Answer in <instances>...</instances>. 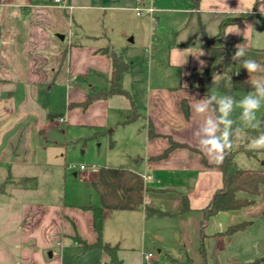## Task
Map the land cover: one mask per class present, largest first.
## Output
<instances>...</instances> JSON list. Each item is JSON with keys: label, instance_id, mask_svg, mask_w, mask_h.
<instances>
[{"label": "crops", "instance_id": "obj_1", "mask_svg": "<svg viewBox=\"0 0 264 264\" xmlns=\"http://www.w3.org/2000/svg\"><path fill=\"white\" fill-rule=\"evenodd\" d=\"M66 1L67 7L0 0V170L17 176L0 192V211L17 222L0 231V264H61L63 244L75 237L96 242L90 206L103 208L102 240L119 249L135 239L123 226L132 222L143 246L153 230L159 251L184 252L185 264H264V255L237 242L247 225L228 231L242 222V209L219 211L203 224L226 176L193 135L205 120L193 111L195 99L206 95L198 86L201 72L224 21L237 18L224 26L223 40L264 65V0H146L156 11L141 18L142 68L116 51L105 32L81 33L75 22L76 40L70 39L74 3ZM136 5L120 9L136 13ZM245 14L253 16L240 18ZM234 26L239 34L230 33ZM107 47L129 62L122 81L129 96L87 102L90 91L111 84L112 60L101 51ZM237 72L250 80L238 62ZM258 75L264 73L251 79Z\"/></svg>", "mask_w": 264, "mask_h": 264}, {"label": "rangeland", "instance_id": "obj_2", "mask_svg": "<svg viewBox=\"0 0 264 264\" xmlns=\"http://www.w3.org/2000/svg\"><path fill=\"white\" fill-rule=\"evenodd\" d=\"M65 3L68 4L66 0ZM74 3L71 6V13L67 17V22L72 24L74 21V28L68 32L70 39H75L74 31L78 29L77 22L80 25V32L88 34H104V32L110 37L112 44L115 45V50L121 52L124 56H127L129 61L136 62L134 67L143 66V58L145 56L143 47V33L139 29L141 27V18L144 16H137L136 13L130 10H121L120 8L127 7L131 4L132 0H71ZM69 5V4H68ZM86 5V6H83ZM104 7V8H103ZM71 23H70V22ZM73 27V26H70ZM72 32V33H71ZM60 33V32H59ZM76 40V39H75ZM226 55V54H225ZM145 60V59H144ZM110 87V86H109ZM249 93V92H248ZM248 93H245L247 95ZM239 101V100H237ZM236 120L238 123H242V133L240 136L233 135L232 148L228 151L230 156H233V161L240 167L244 168H257L264 166V150H258V156H249L246 151H249L248 144L250 138L247 135V130L254 129L245 125L240 120L241 109L236 107ZM232 118V117H231ZM257 118L264 121V104L257 113ZM264 127V123L261 124ZM78 154H82V149L76 151ZM77 166L76 163H74ZM74 166V167H75ZM71 175V173H70ZM17 179V176L13 172H6L0 170V192L3 187L12 183V180ZM8 186V187H9ZM11 188V186L9 187ZM1 194V193H0ZM240 196L248 197L245 192H240ZM8 214L7 211H0V231L6 229V226L15 225L17 222L7 220L5 217ZM247 222V229L243 235H241L240 244L242 248L253 251L254 255L258 257L264 255V184L261 186V191L258 196L255 197V202L242 209V218L240 222ZM124 229H131L132 235L135 239L132 242L124 240L122 248L117 252L118 258L123 264H185L187 262V254L180 251L171 250V252L159 251V248L154 243L155 232L148 229L146 233V244L142 245V236H136L137 228L136 224L128 222L127 225L123 224ZM114 226H112V230ZM115 237L120 235L119 231H112ZM160 235L159 232H156ZM16 237V235H15ZM123 237V236H120ZM7 237H5L6 239ZM240 238V237H239ZM154 239V240H153ZM7 240V239H6ZM74 244L62 245V251L57 252L60 254L61 264H115L112 258L106 253L103 248H90L85 249L82 247L77 237L74 238ZM131 246H126V244ZM114 246V244H113ZM126 247V248H124ZM151 251L152 256L145 258L143 250ZM17 252L15 249L12 253ZM115 252V249H112ZM252 253V252H251ZM258 253V254H257ZM57 255H55L56 257ZM209 259L211 258V252H208ZM12 261V258H9ZM261 262L258 259L254 264ZM187 264V263H186Z\"/></svg>", "mask_w": 264, "mask_h": 264}, {"label": "trees", "instance_id": "obj_3", "mask_svg": "<svg viewBox=\"0 0 264 264\" xmlns=\"http://www.w3.org/2000/svg\"><path fill=\"white\" fill-rule=\"evenodd\" d=\"M252 14H245L240 16L251 17ZM237 18L226 20L221 25V31L218 36L210 39V53L211 62L210 66L201 72V78L199 81V88L201 91L210 95L214 90H220L226 95H231L235 99H238L241 94L253 91L249 80L242 78L237 74V62L232 60L236 47L223 40L224 26L230 21H235ZM101 51L108 53L112 60V74L111 84L109 88H103L100 90H92L88 95L87 102H90L97 98H106L113 94H126L129 96L128 91L123 87L122 81L124 74L129 68V62L120 54L116 53L113 49L102 48ZM226 54V55H225ZM219 75V76H217ZM231 77L232 86H227V78ZM215 78V79H214ZM184 108L187 109V103L184 102ZM232 119L235 121L233 127H241L242 123H238L236 120V112L232 114ZM247 135L249 138L258 136L261 132H264V127L248 129ZM176 144L173 143L171 148ZM249 156L257 157L258 150L246 151ZM226 176L225 187L219 190L211 203L204 209L203 224L214 214L222 210L229 209H243L252 205L255 202V197L260 194L261 186L264 184V166L258 168H244L238 166L233 161V156H230L227 152L226 157L222 163L219 164ZM240 192H245L249 196H240ZM188 206L185 205V208ZM94 212V227L98 233V240L94 243H88L87 241L79 238L82 247L85 249L90 248H103L106 253L112 258L115 264H123L118 258L117 252L119 251L118 245H110L102 240L103 235V223H104V210L99 206H90ZM153 209H148V213H156ZM247 222H241L235 224L229 228V232L244 230ZM115 249V252H112Z\"/></svg>", "mask_w": 264, "mask_h": 264}, {"label": "clouds", "instance_id": "obj_4", "mask_svg": "<svg viewBox=\"0 0 264 264\" xmlns=\"http://www.w3.org/2000/svg\"><path fill=\"white\" fill-rule=\"evenodd\" d=\"M248 28L251 26L248 25ZM230 33L239 34V29L234 26V30ZM245 55V48L238 44L232 55V60L238 62L247 71L250 76L248 82L253 91H250L239 101L231 95L222 97L205 95L201 99H195L193 104V111L205 116L204 123L194 131L193 135L197 139L200 151L215 163L223 162L227 152L231 150L233 135L240 136L242 133L241 127H233L235 121L231 118L237 106L241 109L240 120L245 125L259 128L264 123L257 118V113L264 104V75H258L255 79H251L252 74L264 73V65L254 60L243 59ZM237 74L239 73L237 72ZM227 86H232L230 76L227 78ZM248 148L253 151L264 150V132L250 138Z\"/></svg>", "mask_w": 264, "mask_h": 264}, {"label": "built area", "instance_id": "obj_5", "mask_svg": "<svg viewBox=\"0 0 264 264\" xmlns=\"http://www.w3.org/2000/svg\"><path fill=\"white\" fill-rule=\"evenodd\" d=\"M55 4L59 6H64L67 7L68 4L65 3L64 0H55ZM136 14L138 16H143V15H153L154 12L156 11L155 6L152 3H147L146 0H137V5L134 7ZM60 121L63 120L62 117L59 118ZM82 169H87L89 168L92 171H97L99 170V167L96 165H91V166H86L85 164H81L80 166ZM152 176H150L151 178ZM152 256V252H148L145 254V257L148 259Z\"/></svg>", "mask_w": 264, "mask_h": 264}, {"label": "water", "instance_id": "obj_6", "mask_svg": "<svg viewBox=\"0 0 264 264\" xmlns=\"http://www.w3.org/2000/svg\"><path fill=\"white\" fill-rule=\"evenodd\" d=\"M59 36H60L62 39H64V34H59Z\"/></svg>", "mask_w": 264, "mask_h": 264}]
</instances>
